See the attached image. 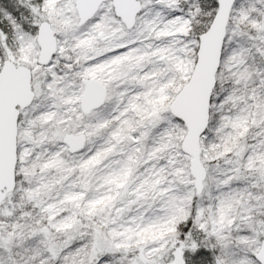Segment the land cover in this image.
I'll return each instance as SVG.
<instances>
[{
    "label": "snow or ice",
    "instance_id": "snow-or-ice-1",
    "mask_svg": "<svg viewBox=\"0 0 264 264\" xmlns=\"http://www.w3.org/2000/svg\"><path fill=\"white\" fill-rule=\"evenodd\" d=\"M0 264H264V0H0Z\"/></svg>",
    "mask_w": 264,
    "mask_h": 264
}]
</instances>
